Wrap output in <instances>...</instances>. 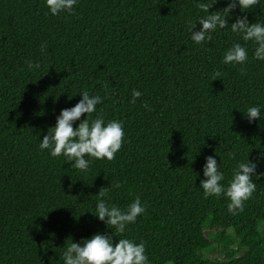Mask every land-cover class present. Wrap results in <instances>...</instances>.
Instances as JSON below:
<instances>
[{"label": "trees", "instance_id": "obj_1", "mask_svg": "<svg viewBox=\"0 0 264 264\" xmlns=\"http://www.w3.org/2000/svg\"><path fill=\"white\" fill-rule=\"evenodd\" d=\"M200 2L77 0L54 16L46 0H0V264H65L68 244L95 234L144 242L148 264H264V60L230 27L237 16L264 25V0L237 7L228 28L196 44L189 21L202 27ZM235 43L247 49L244 65L223 63ZM134 90L142 95L132 103ZM84 91L104 98L90 119L124 131L115 158L85 157L87 171L39 147ZM252 106L261 119L249 123ZM208 156L225 187L238 163H257L243 212L230 213L224 195L205 198ZM107 187L110 206L127 209L139 196L146 207L123 234L94 216ZM214 243L215 261L206 257Z\"/></svg>", "mask_w": 264, "mask_h": 264}, {"label": "clouds", "instance_id": "obj_2", "mask_svg": "<svg viewBox=\"0 0 264 264\" xmlns=\"http://www.w3.org/2000/svg\"><path fill=\"white\" fill-rule=\"evenodd\" d=\"M221 0H202L198 4L201 11L207 15L199 20L202 27L199 31H193L197 24L189 21L191 39L196 44L210 42L211 33L219 29L229 27L228 18L239 7L241 12H246L258 5L259 0H227V7L209 13V9ZM77 0H46V6L52 15L61 12L71 13ZM231 31L242 36L246 42L251 41L257 47L254 52V59L264 60V25L261 23H249L247 16H237L235 23L230 25ZM43 49V46H42ZM248 61L247 49L239 43H235L224 54L223 63L244 65ZM29 70L37 69L39 64L27 62ZM244 68H241V74ZM218 76L219 73H216ZM214 81V80H213ZM142 95L139 91H133L132 103L136 102ZM82 99L72 108L63 109L57 117L56 125L50 128L44 136L39 147L40 150H49L52 157L63 155L71 163L72 167L81 171H87L90 167L91 157L96 160L107 159L111 161L116 153L122 148L124 141L123 124L117 120H110L105 124L103 116L90 119L91 114L96 111V106L103 103L100 96H90L87 91L80 95ZM145 108L148 105L144 104ZM151 110V109H149ZM87 116L78 127L73 125L82 116ZM246 117L252 121L261 119L259 106H252L247 109ZM74 161V163H72ZM257 163L247 158L246 162L238 163L233 170L232 179L225 187L221 182L225 180L224 174L219 170L217 160L213 156L206 157L203 168L205 179L201 181L205 198L226 196L229 199L228 211L233 215L243 212L245 202L250 200L256 191V184L252 177L256 175ZM115 187H121L116 184ZM100 197L96 204V217L106 222L116 233L123 234L127 225L135 223L137 217L144 214L146 207L142 205L137 196L127 209H121L115 205H109L104 199L108 196V187L101 188ZM72 241V240H71ZM65 264H148V257L145 254V244L121 238L114 242L113 235L95 234L90 239L81 243L71 242L63 253Z\"/></svg>", "mask_w": 264, "mask_h": 264}, {"label": "rangeland", "instance_id": "obj_3", "mask_svg": "<svg viewBox=\"0 0 264 264\" xmlns=\"http://www.w3.org/2000/svg\"><path fill=\"white\" fill-rule=\"evenodd\" d=\"M258 225H259V229H258V235L261 239V241H264V236H263V233H262V228L264 226V223L263 221H258ZM206 226L207 224H204V234L206 235V237L211 241V242H214L215 240V237L213 236V233H210L209 231L206 230ZM220 242L223 241V237H219L218 239ZM217 249L220 250V248H217L216 244L214 243L213 246H212V250L209 249L208 252L206 253V257L209 258L210 260H219L220 257L218 256V253H217Z\"/></svg>", "mask_w": 264, "mask_h": 264}]
</instances>
